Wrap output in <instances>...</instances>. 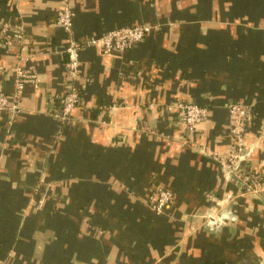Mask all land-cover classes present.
I'll return each mask as SVG.
<instances>
[{
  "label": "crops",
  "instance_id": "1",
  "mask_svg": "<svg viewBox=\"0 0 264 264\" xmlns=\"http://www.w3.org/2000/svg\"><path fill=\"white\" fill-rule=\"evenodd\" d=\"M69 3L78 40L159 28L125 53L83 50L74 82L57 24L65 0H0V24L25 31L11 45L0 32V92L16 94L18 65L37 74L18 94L21 111L0 114V264H264V213L234 197L237 223L200 220L233 188L181 146L226 154L228 108L244 103L247 143L261 144L245 165L264 174V0ZM73 84L82 105L61 125L55 113ZM178 104L209 118L190 129ZM159 188L175 195L164 215L149 207Z\"/></svg>",
  "mask_w": 264,
  "mask_h": 264
},
{
  "label": "built area",
  "instance_id": "2",
  "mask_svg": "<svg viewBox=\"0 0 264 264\" xmlns=\"http://www.w3.org/2000/svg\"><path fill=\"white\" fill-rule=\"evenodd\" d=\"M75 12L69 0L65 4L57 18V24L63 28L68 35V45L65 53L67 62L65 69L70 79L76 82L80 75V54L89 48H99L104 54L125 53L142 44L153 32L158 31V26L139 25L136 27H123L106 32L100 36L87 40H78L73 35V23ZM0 32L5 45L13 43L22 44L25 40V31L21 25L3 22L0 24ZM27 59L22 58L21 63ZM16 94L9 96L0 92V114L12 113L20 109L18 94L21 93L28 84H36L37 74L33 68L24 69L18 65L14 69ZM82 93L78 86L73 84L63 96L60 97L59 107L55 117L62 124H67L72 113L82 105ZM176 108L184 125L190 129H196L198 125L206 122L210 111L208 108L194 104H178ZM229 111V140L228 151L224 155L215 157L229 168L236 167L242 155L249 147L247 143V128L251 121V113L244 103H233L228 108ZM237 177L248 185L252 192L260 195L264 199V174L248 169L243 165L236 173ZM175 202L174 195L164 189H155L149 197V204L153 211L161 214L167 207Z\"/></svg>",
  "mask_w": 264,
  "mask_h": 264
},
{
  "label": "water",
  "instance_id": "3",
  "mask_svg": "<svg viewBox=\"0 0 264 264\" xmlns=\"http://www.w3.org/2000/svg\"><path fill=\"white\" fill-rule=\"evenodd\" d=\"M21 111L20 109L15 111L14 114L10 113V117L12 118L13 115H17ZM61 123V121H59ZM62 125V123H61ZM155 138L161 139L165 142L172 141L171 139L164 137V136H156ZM181 146L185 149L191 150L195 152L199 157L204 159V161L208 162L215 168L216 172V178L219 183H226L232 186V190L226 193L225 197L221 200H212L210 201V204L208 208H206L204 211L198 212L197 217L212 225V226H218L222 225L223 223H237L238 222V216L233 214V211L230 210L228 205L231 203V200L234 199V197H243L245 198V201L247 204L254 205L261 209V211L264 213V199L252 192L251 188L246 185L243 181H241L236 173L237 171L245 164H247L255 154L256 150L261 147L260 141L257 140L254 143H251L246 150V152L242 155L239 162L237 163L236 167L231 169L227 165H225L220 160L216 159L213 155H210L203 149H195L190 148V145L186 144L185 142H181ZM163 189V188H159ZM168 190V189H164ZM170 191V190H168ZM172 193V191H170ZM174 195V193H172ZM239 199V198H238ZM228 207V208H227ZM152 210V209H151ZM153 211V210H152ZM232 211V212H231ZM193 229L190 230L191 235ZM189 233V235H190ZM188 256H191L192 253L194 254L193 249H187L185 252ZM184 252L181 253V255L185 254Z\"/></svg>",
  "mask_w": 264,
  "mask_h": 264
},
{
  "label": "rangeland",
  "instance_id": "4",
  "mask_svg": "<svg viewBox=\"0 0 264 264\" xmlns=\"http://www.w3.org/2000/svg\"><path fill=\"white\" fill-rule=\"evenodd\" d=\"M155 26V25H154ZM249 111H250V113H251V110L249 109ZM152 193L153 192H151V194H150V196L152 195ZM149 196V197H150ZM174 197H175V195H174ZM149 207L151 208V206H150V204H149ZM152 209V208H151ZM155 212V211H154ZM156 213V212H155ZM158 214V213H157ZM165 214V210L161 213V214H159V215H164ZM220 226H223V224L222 225H220ZM220 226H219V228H220ZM210 228V227H209ZM208 233H213V232H215V231H213V232H211L212 230H211V228H210V230L208 231V230H206ZM253 264H259V262H256V263H253Z\"/></svg>",
  "mask_w": 264,
  "mask_h": 264
}]
</instances>
